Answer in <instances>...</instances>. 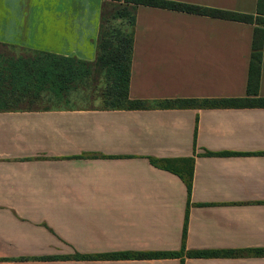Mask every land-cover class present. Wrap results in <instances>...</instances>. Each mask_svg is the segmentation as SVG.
Returning <instances> with one entry per match:
<instances>
[{
  "label": "crops",
  "instance_id": "0c3cea01",
  "mask_svg": "<svg viewBox=\"0 0 264 264\" xmlns=\"http://www.w3.org/2000/svg\"><path fill=\"white\" fill-rule=\"evenodd\" d=\"M33 1L0 0L1 46L95 61L105 0ZM164 1L257 16V0ZM255 27L138 6L129 98L149 108L0 112V264H264L188 255L264 251V107L154 105L264 99V44L258 94L246 91ZM186 158L189 197L150 162ZM120 253L180 256L65 259Z\"/></svg>",
  "mask_w": 264,
  "mask_h": 264
},
{
  "label": "trees",
  "instance_id": "16d2710c",
  "mask_svg": "<svg viewBox=\"0 0 264 264\" xmlns=\"http://www.w3.org/2000/svg\"><path fill=\"white\" fill-rule=\"evenodd\" d=\"M138 6L163 8L167 10L197 14L212 18L226 19L254 24L247 81V95L257 96L261 75L262 50L264 44V0H257V16L237 14L211 8L187 5L164 0H105L103 6V28L99 37L98 55L94 62H86L73 57L51 53L29 52L26 56L0 55V112L39 111L55 108H78L87 105L90 96L83 95L86 104L68 105L70 92L91 80L102 81V89L96 105L106 111H137L147 109L152 103L129 98L130 67L133 52V34ZM71 99L73 97L71 96ZM158 108L182 109L218 107H264V99L249 100H209L201 103L191 100L154 102ZM207 156H214L207 153ZM220 156V155H218ZM95 157V156H92ZM153 166L176 175L185 184L188 197L192 188V158L175 160L150 159ZM189 205V203H188ZM187 222V216L186 221ZM186 225L183 230V242ZM194 258H240L262 257L261 249L202 251L188 254ZM249 255V256H248ZM180 253H120L95 256L65 257L69 260H143L179 257Z\"/></svg>",
  "mask_w": 264,
  "mask_h": 264
},
{
  "label": "rangeland",
  "instance_id": "374dc122",
  "mask_svg": "<svg viewBox=\"0 0 264 264\" xmlns=\"http://www.w3.org/2000/svg\"><path fill=\"white\" fill-rule=\"evenodd\" d=\"M32 3H34L33 0H28V5L29 7H31ZM38 3H40V1L36 0L35 4L37 5ZM57 3V2H55ZM0 5H2V3H0ZM53 6V5H52ZM103 6L102 5V9L101 12L103 13ZM102 28H103V19L101 18L100 20V26H99V33H98V38H97V42H96V57L98 55V46H99V37H100V33L102 32ZM0 55L1 56H7V57H12V56H26L28 55V52H24V51H18V50H14V49H10L8 47H3L0 45ZM96 59V58H95ZM102 81L99 82L96 80H91L90 83H84L83 85H81L80 87L84 88V90H72L70 92V98L68 101V105H79L80 100H82V102L84 104H86L85 98L83 99L81 96L86 95V96H90L89 97V101L87 103V105L84 106H80L78 108H94V109H100L101 110V105H96L98 100H99V96L101 93V89H102ZM71 96L73 97V99H71ZM98 98V100H97ZM62 105H57L54 106L55 107H61Z\"/></svg>",
  "mask_w": 264,
  "mask_h": 264
}]
</instances>
